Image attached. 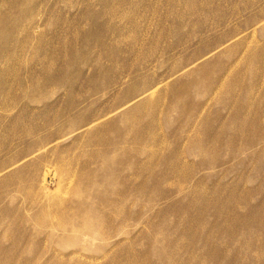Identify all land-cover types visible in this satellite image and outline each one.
<instances>
[{
    "label": "rangeland",
    "instance_id": "rangeland-1",
    "mask_svg": "<svg viewBox=\"0 0 264 264\" xmlns=\"http://www.w3.org/2000/svg\"><path fill=\"white\" fill-rule=\"evenodd\" d=\"M0 264H264V0H0Z\"/></svg>",
    "mask_w": 264,
    "mask_h": 264
}]
</instances>
